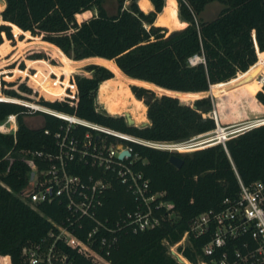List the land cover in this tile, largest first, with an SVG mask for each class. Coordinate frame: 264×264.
Returning a JSON list of instances; mask_svg holds the SVG:
<instances>
[{"label": "trees", "instance_id": "obj_1", "mask_svg": "<svg viewBox=\"0 0 264 264\" xmlns=\"http://www.w3.org/2000/svg\"><path fill=\"white\" fill-rule=\"evenodd\" d=\"M126 1L128 7H124ZM215 1L222 4L221 9L213 19L203 20L201 13ZM116 2L117 12L111 15L103 0H0V55L12 52L8 39L14 40V34L21 32L38 38L33 43L53 53L28 52L27 68L58 63L57 56L63 71H53L56 78L47 73L49 79L38 80V71L29 73L23 60L12 63L14 72L27 76L46 100L40 96L33 99L30 94L36 92L29 85L0 75V92L4 94L0 95V122L16 113L18 123L15 139L0 132V264H21L22 248L39 242L51 228L47 217L60 221L63 216L56 202L40 204L37 211L18 196L28 184L32 163L26 150L49 143L51 137L43 130H55L62 120L37 111L44 115L43 125L30 128L22 118L27 107L9 99L22 100L25 105L36 103L159 143L183 142L214 129L208 94L221 98L238 91L249 110L256 111L252 99L264 105V86L263 92L245 87L257 90L264 83V0ZM169 10L179 19L174 29L163 26L169 20ZM27 43L22 47L32 44ZM195 56L199 60L191 63ZM91 57L124 76L118 78L97 64L85 67L89 75H70ZM238 84L245 86L235 87ZM197 93L207 94L185 97ZM178 94L184 97L175 96ZM95 100L106 113L96 111ZM215 108L223 119L222 105L217 103ZM256 113V119H264V111ZM130 145L138 156L134 169L141 171L149 179L151 191L161 193L160 199L172 207L158 210L162 218L156 228L122 232L106 256L110 264H180L169 254L166 242L177 243L193 217L219 209L225 197L236 195L238 178L245 184L264 178V124L229 138L225 147L214 144L178 153L183 159L180 168L170 164L172 152L168 150L134 142ZM134 199L124 184L113 179L99 216L113 219L133 209ZM190 240L191 246L177 249L182 264L206 262L201 247L208 238ZM58 246L73 264H96L68 246Z\"/></svg>", "mask_w": 264, "mask_h": 264}, {"label": "built area", "instance_id": "obj_2", "mask_svg": "<svg viewBox=\"0 0 264 264\" xmlns=\"http://www.w3.org/2000/svg\"><path fill=\"white\" fill-rule=\"evenodd\" d=\"M254 44L258 56L255 40ZM193 58L189 60L191 63L199 60V57ZM9 101L26 106L27 115L39 111L62 120L55 130H43L51 137L49 143L40 149L26 150L32 163L28 184L18 196L37 211L40 204L56 202L62 207L63 216L60 221L47 217L51 228L39 242L22 248L21 264H73L59 250L58 244L74 249L96 264H110L106 256L122 232L138 233L160 224L162 217L158 210L161 207L170 209L172 205L160 199L161 193L152 192L149 179L134 169L138 156L130 142L170 152H190L214 144L225 147L229 138L264 124L255 119L223 125L213 106L209 116L214 120V129L183 142L159 143L74 115L47 112L36 103L25 105L22 100ZM96 111L103 112L97 106ZM0 123L7 126V131L0 132L12 134L15 139L17 114L7 115ZM113 179H118L131 192L135 207L113 219L101 218L99 213ZM238 183L236 195L225 197L219 209L199 213L177 243L169 245L166 242L171 256L176 258L174 252L180 254L179 247L191 246L190 237H204L208 240L201 247L207 258L206 262H201L203 264H264V178L249 184L238 178Z\"/></svg>", "mask_w": 264, "mask_h": 264}, {"label": "rangeland", "instance_id": "obj_3", "mask_svg": "<svg viewBox=\"0 0 264 264\" xmlns=\"http://www.w3.org/2000/svg\"><path fill=\"white\" fill-rule=\"evenodd\" d=\"M103 4H104V7L106 8V10H107V12L109 14L112 15V14H115L117 12V2H116V0H103ZM128 5H129V1H126L124 3V7H128ZM221 7H222V4L220 2H217V1L211 2L205 7V9L201 13L200 17L203 20H211L217 15V13L221 9ZM172 15H173V11L169 10V14H168L169 20L168 21H164L163 22V26L165 25V26H167V27H169L171 29H174L175 28L174 26H179L177 23H175L174 16H172ZM181 26H182V24H181ZM168 33H170V32H168L166 30V34H168ZM20 34L23 35V38L19 37ZM4 39H3V41H4ZM37 40H39V39L35 38V37H26V35H24L21 32L18 33L17 35L14 34V40L11 41V40L8 39V44L11 46L12 52L10 54H8L6 57H2L0 55V75L4 76L6 79H8L11 82H15L16 84H19V83L23 82V83L29 85L36 92L35 93L36 95L30 94V96L33 99H35L38 96H40L39 92L36 91L35 88L31 86V84L28 82L29 78L27 76L25 77V76L19 75L18 73L14 72L16 67H14V66L11 67L12 63L18 62L19 60H23V64L25 65V69H27L29 73H35L36 71H38V74H37L38 80H40V79L43 80L45 78L49 79L47 77V73L50 76H52L53 78H56L57 75L53 71L63 72L60 69V66H61L62 62L55 54L54 55L56 57L55 56L54 57L58 60V63H51L50 59H46L51 64H47V63L43 62V63H38V66H36V67L27 68L26 59H31V58H27L26 57L28 52L35 51V50H43L45 52H50L52 54V56H53V53H52L51 50L46 49V48L43 49L42 47H40V46L36 45L35 43H33V42H37ZM20 41H22V42H20ZM26 42H28L27 44H30V43H32V44L31 45H27L25 47H22L23 44L26 43ZM18 53H20V54H18ZM260 62H261V60H260ZM90 64H97V65L104 66L103 64L96 62L92 57L91 58H87L85 60V63L80 65L78 67L77 71L71 72L73 74H70V75H75V74L89 75L90 73L85 69V67L90 65ZM104 67H106V66H104ZM106 68L111 70L114 73L113 75H115L118 78H121V77L124 76L123 73L120 70H118V69H114V68L110 69L108 67H106ZM239 74L240 73H238L237 76H239ZM130 81H131V79H129V82ZM134 85H138V84H134ZM138 86H143V85H138ZM236 86H245V85L238 84ZM245 87H247L252 92H256L258 90H259L258 92H260V91L263 92L262 86L259 89H257V90H252L248 86H245ZM9 88H11V87H9ZM14 88H17V87L14 86ZM149 89H151V88H149ZM152 90H154L157 93H166V94H168L165 91L156 90V89H152ZM206 94L207 93H203L201 95V94L197 93L196 95H192V96L187 95L185 97H194L195 98V97L204 96ZM0 95H4V94H2L0 92ZM175 96H177V95H175ZM178 96L184 97V96L179 95V94H178ZM207 96L210 97L214 107H215V104H217V103H220L222 105V107H223L222 108L223 109V119L220 116L221 115L220 112L219 111L218 112H219V116L221 118V123L223 125L255 120L256 117L259 116V114L256 113L257 110L260 109V110L264 111V105H262V103L258 99H257V101L255 99H252V101H251V103H252L251 107L256 109V111L249 110L248 103L245 102V100H242L240 98L241 96H240L238 91L231 92L227 96L221 97V98H216V97H213V96H211L209 94ZM40 97L45 99L43 96H40ZM56 100H58V99H56ZM95 105L100 110L104 111L102 108H100V105H98L96 100H95ZM104 113H106V112L104 111ZM22 118L24 120V123L30 128H39V127H41L43 125V121H44V115L41 114V113H34V114H31V115H25ZM222 134H224V133L222 132ZM178 148L181 149L182 147L178 146ZM181 153H185V152H181Z\"/></svg>", "mask_w": 264, "mask_h": 264}, {"label": "water", "instance_id": "obj_4", "mask_svg": "<svg viewBox=\"0 0 264 264\" xmlns=\"http://www.w3.org/2000/svg\"><path fill=\"white\" fill-rule=\"evenodd\" d=\"M155 26V25H154ZM157 27V26H156ZM161 27V26H160ZM164 28V27H163ZM165 30H166V28H164ZM179 30V29H178ZM169 34V33H168ZM167 34V35H168ZM151 90V89H150ZM151 91H153V90H151ZM154 92V91H153ZM166 95V94H165ZM205 97H207V96H205ZM178 153H180V152H172V154L170 155V157H169V162H170V164H172L174 167H176V168H180L181 167V165H182V163H183V159H182V157H180L179 155H178ZM174 255H175V257H176V260L180 263V264H182V262H181V260H180V258L178 257V255L174 252L173 253Z\"/></svg>", "mask_w": 264, "mask_h": 264}, {"label": "bare ground", "instance_id": "obj_5", "mask_svg": "<svg viewBox=\"0 0 264 264\" xmlns=\"http://www.w3.org/2000/svg\"><path fill=\"white\" fill-rule=\"evenodd\" d=\"M174 21H175V23H177V24H179V19L176 17V15H174ZM197 57V56H196ZM194 59V58H193ZM235 87H237V86H235ZM234 88V87H233ZM232 89V88H231ZM229 90V89H228ZM219 92V91H218ZM224 92V91H223ZM219 93H222V92H219ZM178 96V95H177ZM43 110H45V111H47V112H52V110H48V109H44V108H42ZM55 112H57V111H55ZM57 113H61V112H57ZM62 114V113H61ZM260 121H262V122H264V119H259ZM0 130H2V131H7V126L6 125H4V124H0ZM199 264H202V263H199Z\"/></svg>", "mask_w": 264, "mask_h": 264}, {"label": "crops", "instance_id": "obj_6", "mask_svg": "<svg viewBox=\"0 0 264 264\" xmlns=\"http://www.w3.org/2000/svg\"><path fill=\"white\" fill-rule=\"evenodd\" d=\"M144 124H148V123H144Z\"/></svg>", "mask_w": 264, "mask_h": 264}]
</instances>
